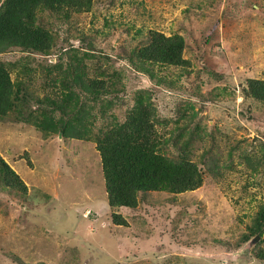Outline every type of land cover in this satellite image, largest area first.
Wrapping results in <instances>:
<instances>
[{
  "label": "rangeland",
  "instance_id": "rangeland-1",
  "mask_svg": "<svg viewBox=\"0 0 264 264\" xmlns=\"http://www.w3.org/2000/svg\"><path fill=\"white\" fill-rule=\"evenodd\" d=\"M35 23L48 51H0L16 103L0 113V158L26 185L0 160V264H264V230L248 236L264 205V101L248 89L264 80V0H91ZM152 31L182 37V64L137 59ZM93 77L120 78L93 100ZM135 93L150 96L160 151L202 181L109 207L85 137L125 121Z\"/></svg>",
  "mask_w": 264,
  "mask_h": 264
},
{
  "label": "trees",
  "instance_id": "trees-1",
  "mask_svg": "<svg viewBox=\"0 0 264 264\" xmlns=\"http://www.w3.org/2000/svg\"><path fill=\"white\" fill-rule=\"evenodd\" d=\"M91 0H2L0 3V51L9 47H20L25 50L48 51L52 47L53 37L47 29H42L35 23L38 11L51 12L86 11ZM183 39L180 36H165L158 31L150 32L149 41L139 47L136 57L140 61L164 62L182 64ZM135 69L142 71L146 67L142 63H132ZM132 65V66H133ZM120 77H116L117 82ZM81 80L80 75L74 74L67 81L66 89ZM114 82L93 77L86 83V95L93 100L100 99L102 94L112 91ZM79 85V83H78ZM13 84L3 63H0V113H4L16 105L12 89ZM81 89V90H82ZM249 94L264 101V80L251 79ZM62 103L56 107L63 109L64 104L73 99L69 93H62ZM135 101L123 122H117L100 129L96 135L89 138L96 143L99 152L104 185L109 207L129 206L137 204V193L140 191H170L180 192L197 187L202 181V175L196 164L185 157L169 158L163 154L161 139L155 129L156 115L151 116L149 98L141 93H135ZM79 97H74L75 105ZM113 100L106 99L105 106H110ZM76 116V115H75ZM81 137V136H79ZM5 169L13 174L8 185H26L18 175L0 158ZM115 223L117 216L112 214ZM264 230V205L255 214L249 226L248 236L260 235ZM248 236H245L248 237Z\"/></svg>",
  "mask_w": 264,
  "mask_h": 264
}]
</instances>
